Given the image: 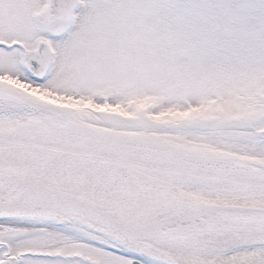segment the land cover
Returning a JSON list of instances; mask_svg holds the SVG:
<instances>
[{"label": "snow or ice", "instance_id": "1", "mask_svg": "<svg viewBox=\"0 0 264 264\" xmlns=\"http://www.w3.org/2000/svg\"><path fill=\"white\" fill-rule=\"evenodd\" d=\"M0 264H264V0H0Z\"/></svg>", "mask_w": 264, "mask_h": 264}]
</instances>
